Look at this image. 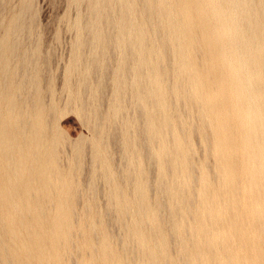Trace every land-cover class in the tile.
<instances>
[{
	"label": "bare ground",
	"instance_id": "6f19581e",
	"mask_svg": "<svg viewBox=\"0 0 264 264\" xmlns=\"http://www.w3.org/2000/svg\"><path fill=\"white\" fill-rule=\"evenodd\" d=\"M82 2L62 81L92 134L69 140L31 0H0V264H264V0Z\"/></svg>",
	"mask_w": 264,
	"mask_h": 264
},
{
	"label": "rangeland",
	"instance_id": "374dc122",
	"mask_svg": "<svg viewBox=\"0 0 264 264\" xmlns=\"http://www.w3.org/2000/svg\"><path fill=\"white\" fill-rule=\"evenodd\" d=\"M20 1L21 0H11V5H18ZM77 10H79L80 13L85 14V2H82L78 7L70 4V0H31V8L28 13V20L31 23V30L29 34L25 35L26 38L23 41V48L31 49L32 47L37 46L39 51L38 65L40 86L44 91H48V86L50 85L52 91H54L55 103H57V108L60 110L59 112L57 110L56 123L64 131L66 137L69 140H76L80 136L89 138L92 134L89 122L80 115L75 106L68 104V91L67 88H64V82L62 81L65 80V68L67 67V64L73 55L74 30L70 28L69 23H71L73 18L76 16ZM87 52L88 46L84 45L83 54H87ZM114 62V58H112L110 61V68L114 67ZM97 76V74L93 75L92 79H90V85L94 84ZM109 79L110 74H107L105 77V88L102 92L103 97L101 96V100L99 102V109L101 111H105L109 104L108 101L111 95V79L110 82ZM73 81V79H70V84L73 83ZM43 82L45 83V86H42L44 85ZM89 93V88H83L80 91V95L83 99H88ZM45 98L48 99L47 97ZM195 141H197V144ZM193 143L194 145H197L196 151L198 152H196V158L199 159L198 157L201 158L202 156V151L199 146L200 144L198 139L194 137ZM67 148L68 147H64V154L66 156L65 161H67L70 156V148H68L69 151ZM83 148L84 152L82 154L80 167V181L82 186L85 184L83 179H86L90 171V167L88 165H91L89 147L88 145L84 144ZM110 149L114 157V165L118 170L123 162L121 159V151H119L120 147L112 142L110 143ZM198 154L201 156H198ZM150 176L154 177L153 169H150ZM96 178L98 179V181L97 179L95 181L97 184L96 187L99 186L97 189L98 194H96V203L98 208H102L101 210H103L104 204H106V196L104 197L106 185L101 176H97ZM79 204L81 207L82 202L80 201L78 205ZM111 226V232L115 234L114 236H118L120 234V229L115 224H111Z\"/></svg>",
	"mask_w": 264,
	"mask_h": 264
}]
</instances>
